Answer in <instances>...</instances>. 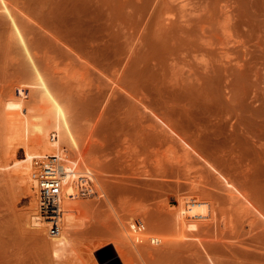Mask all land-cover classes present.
Returning a JSON list of instances; mask_svg holds the SVG:
<instances>
[{"label":"rangeland","instance_id":"rangeland-1","mask_svg":"<svg viewBox=\"0 0 264 264\" xmlns=\"http://www.w3.org/2000/svg\"><path fill=\"white\" fill-rule=\"evenodd\" d=\"M9 3L37 69L65 99L81 164L96 170L99 188L83 197L90 209L85 229L73 235V253L55 261L27 228L32 197L1 166L11 160L0 141V264H264L262 218L251 207L243 211L241 199L228 203L215 171L157 118L198 143L264 213V123L248 120L264 101V0ZM36 81L0 11V104L17 85L37 101ZM191 178L218 205V220L195 234L200 244L170 240L168 202L189 191ZM221 213L232 228L222 229ZM119 214L170 238L137 251L124 244L121 257L109 242ZM99 241L106 244L91 256L89 246Z\"/></svg>","mask_w":264,"mask_h":264},{"label":"bare ground","instance_id":"bare-ground-1","mask_svg":"<svg viewBox=\"0 0 264 264\" xmlns=\"http://www.w3.org/2000/svg\"><path fill=\"white\" fill-rule=\"evenodd\" d=\"M9 5L8 0H0V11L4 12L10 19L18 42L21 44L28 61L34 67L37 76L36 85H38L40 94L39 99L34 101L36 103H30L28 100L30 89L25 91L22 85H17L15 92L8 93L9 95L7 94V97L5 96L0 104V141L3 145L4 154L7 159L11 160L10 163L1 166H10V171L15 176L18 187L32 197L31 207L27 212V228L34 233L37 239L44 242L52 257L57 261L73 253V235L85 229L88 219L87 211L90 209V205L84 201L83 197L94 194L95 188H99V181L96 177V170L89 165L81 164L83 154H81L82 150H79L81 148L80 143L70 122L65 99L50 86L37 69L33 55L24 35L16 24ZM226 54L228 56V53ZM252 110L248 114V120L262 117V121H256V123H264V101ZM157 118L168 128L166 129L168 132L180 138L186 150L195 151L215 171L217 178L224 186L228 203H235L241 199L243 203L239 207L241 209L251 207L262 218L264 224V213L229 177L217 170L201 154L199 147H197L199 146L198 143L189 144L169 124L158 116ZM19 152H21V156L18 155ZM170 152L172 153V150L168 151V153ZM170 157L172 160H177V157ZM44 173H51L48 175L58 178L56 199L59 207L63 209L66 204L68 206L73 205L71 206L72 213H64L58 218V230L55 233H50V223L39 212V175ZM190 180L192 181L190 182ZM190 180L189 191L168 202L167 211L171 215L174 226L173 238L170 240H185L189 237L196 239L199 243L200 237L195 234L200 230L202 231L205 224L218 220V205L209 193L197 190L200 185L199 179L191 178ZM99 190L97 191L98 194L103 195V192ZM244 209L243 211L246 210ZM221 214L220 225L222 229L226 226L231 227L233 220L231 221L225 213ZM129 216H133V214ZM114 218L116 219H114L115 237L109 242L114 245L121 257H123L122 247L124 244L137 251L138 246L144 242L154 248L170 238L168 235H164L166 233L148 231L145 222L141 219L130 217L125 220L120 214L115 215ZM105 244V241L93 242L88 249L90 255L93 256L94 250ZM209 260L213 262L212 259L209 258ZM76 264L79 263L76 262Z\"/></svg>","mask_w":264,"mask_h":264},{"label":"built area","instance_id":"built-area-1","mask_svg":"<svg viewBox=\"0 0 264 264\" xmlns=\"http://www.w3.org/2000/svg\"><path fill=\"white\" fill-rule=\"evenodd\" d=\"M36 165H38V163H36ZM48 174L51 173H44L39 175V212L42 216L46 217V220L50 223V233H55L58 230V218L64 213H72V207L64 206L63 209L59 207L56 199L58 178L56 176Z\"/></svg>","mask_w":264,"mask_h":264}]
</instances>
